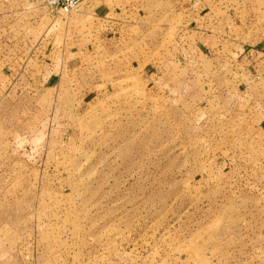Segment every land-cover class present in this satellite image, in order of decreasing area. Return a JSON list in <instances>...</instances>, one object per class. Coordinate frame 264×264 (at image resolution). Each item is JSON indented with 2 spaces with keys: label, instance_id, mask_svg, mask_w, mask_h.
I'll return each instance as SVG.
<instances>
[{
  "label": "rangeland",
  "instance_id": "374dc122",
  "mask_svg": "<svg viewBox=\"0 0 264 264\" xmlns=\"http://www.w3.org/2000/svg\"><path fill=\"white\" fill-rule=\"evenodd\" d=\"M25 7L0 0L2 72L40 78L0 99V264H264V0Z\"/></svg>",
  "mask_w": 264,
  "mask_h": 264
},
{
  "label": "crops",
  "instance_id": "0c3cea01",
  "mask_svg": "<svg viewBox=\"0 0 264 264\" xmlns=\"http://www.w3.org/2000/svg\"><path fill=\"white\" fill-rule=\"evenodd\" d=\"M199 16L197 17V19L199 18L200 20H195V19H192L191 23L194 21V26H195V30L197 31H205L209 28V26L205 23V21L203 22V20H201V18H203L204 16H207L210 14L209 11H207L206 13L202 14L201 15V12H198ZM205 18V17H204ZM111 24L114 23L112 21H109ZM116 24V23H114ZM211 27H216L215 25L214 26H211ZM207 31H211L210 30H207ZM205 37L207 39V47L209 46L211 49L213 47H215L216 45H212V40H211V37H213L212 34H205ZM218 37V36H217ZM216 38V37H215ZM218 40V38H217ZM221 40H223V42L221 43V41H216V42H219V43H216L217 46L216 48L218 47V45L220 46L219 49H221L223 53V55H225V59L227 58V54H231L232 53V46H229L230 44L229 43H224V39L221 38ZM3 44V43H2ZM1 42H0V50L1 51H4L5 49V46L4 44L2 45ZM210 44V45H208ZM4 46V47H3ZM199 49V47H197ZM64 49V47L62 48ZM215 52V51H213ZM214 53H212L213 55ZM1 57V56H0ZM3 57V56H2ZM180 57H182L180 55ZM238 58V56H237ZM35 59V58H34ZM78 56L75 55L74 53L71 54V52L69 53H65L63 51V53H61V56L59 58V63L62 67V71L64 70L63 67H69L70 64L72 63H75L77 61ZM30 61V60H29ZM27 61L26 63L24 62V59L21 60V58H18L17 60H15L14 62H12V64L10 65V67H7L5 68L6 71L5 72H2L3 69L0 68V99L5 97V92L6 90L8 89H11L13 87H15L16 84H18L19 82H23L25 81L26 83H28L29 85L31 84H34L36 81H38L40 78H39V75L36 73L35 69H34V66L39 67V65L36 64V62H33L32 64H29L30 62ZM51 62V61H49ZM48 63L45 62V65H47ZM9 70H12L10 73H7ZM42 78V77H41ZM50 78V77H49ZM53 78V77H52ZM35 79H38V80H35ZM259 128L261 129V133L264 134V125H260ZM18 253V251H17ZM17 253H14V255H9L7 258H10L12 257L14 259L13 263L14 264H36V261H34V263H31L30 262V258H32V253H21L19 252V254ZM37 259V257H35Z\"/></svg>",
  "mask_w": 264,
  "mask_h": 264
},
{
  "label": "built area",
  "instance_id": "2783aa9c",
  "mask_svg": "<svg viewBox=\"0 0 264 264\" xmlns=\"http://www.w3.org/2000/svg\"><path fill=\"white\" fill-rule=\"evenodd\" d=\"M106 0H23L26 5L25 10L31 9V12H42L51 17V19H65L79 11L83 5H95L103 3ZM68 19V18H67ZM264 54L259 50H249V57H261ZM256 78H260L258 75Z\"/></svg>",
  "mask_w": 264,
  "mask_h": 264
}]
</instances>
